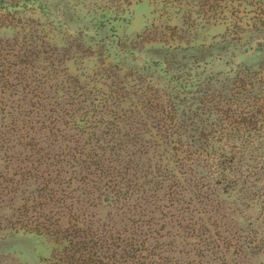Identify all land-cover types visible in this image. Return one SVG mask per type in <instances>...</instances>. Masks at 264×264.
Segmentation results:
<instances>
[{
    "label": "trees",
    "instance_id": "obj_1",
    "mask_svg": "<svg viewBox=\"0 0 264 264\" xmlns=\"http://www.w3.org/2000/svg\"><path fill=\"white\" fill-rule=\"evenodd\" d=\"M33 1L0 0V20L48 10ZM112 1L96 26L136 0ZM150 1L190 26L228 12L247 25L244 6L264 25V0ZM258 30L253 42L264 47ZM175 51L130 65L128 86L90 88L39 47L1 43L0 233L49 238V264H241L248 247L231 250L221 197L264 209V62L213 75L205 51L192 62ZM152 68L162 89L146 85ZM101 207L115 215L104 220Z\"/></svg>",
    "mask_w": 264,
    "mask_h": 264
},
{
    "label": "rangeland",
    "instance_id": "obj_2",
    "mask_svg": "<svg viewBox=\"0 0 264 264\" xmlns=\"http://www.w3.org/2000/svg\"><path fill=\"white\" fill-rule=\"evenodd\" d=\"M45 1L47 11H36L31 6L15 17L0 20V27L4 28L0 31V42L4 46L17 41L20 47H39L44 52L42 56L49 55L62 64V74L78 77L82 83L89 82L90 88L110 86L113 80L120 86H128L135 77L131 75L137 74L130 65L151 66L166 50H176L180 57L187 56L189 62L194 61V55L200 50L205 51L204 63L213 75L239 66L256 68L264 62V47H257L253 42L257 41L258 29L264 30V25L253 26L255 8L251 6L243 8L247 25L243 23L241 27L233 24L230 12L227 20L190 26L173 9L165 10L160 3L150 0H136L119 20L96 26L94 21L103 13V7H113L115 2ZM29 3L39 6L33 0ZM65 6H68L66 14L63 13ZM4 23L8 27L5 28ZM148 75L152 77H146V85L163 88L159 70L152 68ZM221 206L219 218H224L219 220L220 225L236 233L231 240V250L248 247L241 264H264V252L257 248L252 250L256 244H264V209L255 202L240 201L228 194L222 195ZM100 209L98 212L104 220L115 215L114 209ZM255 231L259 233L257 236H254ZM53 251V242L43 235L22 230L0 233L3 264H49Z\"/></svg>",
    "mask_w": 264,
    "mask_h": 264
}]
</instances>
